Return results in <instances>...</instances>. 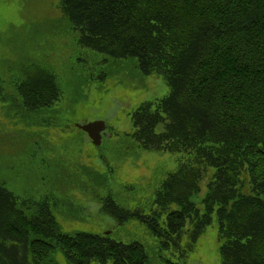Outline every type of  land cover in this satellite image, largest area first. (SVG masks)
<instances>
[{"label": "rangeland", "instance_id": "obj_1", "mask_svg": "<svg viewBox=\"0 0 264 264\" xmlns=\"http://www.w3.org/2000/svg\"><path fill=\"white\" fill-rule=\"evenodd\" d=\"M61 2L0 0V185L24 216L36 218L45 208L56 224L44 257L32 258L30 244L20 245L18 255L34 264H73L61 235L88 233L141 244L145 264H222L224 234L216 209L194 242L196 225L186 223L178 250L128 218L138 210L165 227L176 205L154 214L162 187L193 161L191 153L209 151L205 143L189 151L153 150L134 139V115L146 106L153 111L169 94L165 74L142 73L134 58L115 59L81 46V31L67 20ZM24 94L41 100L31 109ZM95 120L106 124L99 146L77 127ZM161 128L162 123L155 126L158 133ZM203 164L191 163L200 170L197 190L189 196L199 215L206 212L205 196L228 191L220 187L225 166ZM248 167L235 177V196L254 195Z\"/></svg>", "mask_w": 264, "mask_h": 264}, {"label": "trees", "instance_id": "obj_2", "mask_svg": "<svg viewBox=\"0 0 264 264\" xmlns=\"http://www.w3.org/2000/svg\"><path fill=\"white\" fill-rule=\"evenodd\" d=\"M61 7L80 29L81 46L115 59L134 58L142 73L165 74L169 94L153 111L146 106L133 117L137 142L173 153L205 143L209 154L198 149L190 162L225 166L220 187L228 191L205 196L203 215L189 198L200 170L188 162L169 176L158 197L154 214L176 205L165 227L138 210L128 218L178 250L186 223L196 225L194 242L216 209L224 234L222 264H264V0H62ZM24 98L31 109L41 100ZM245 163L254 195L235 196V177ZM14 201L0 185V264H34L18 255L20 245H31L32 258L44 257L56 224L47 209L29 219ZM61 242L73 264H145L137 242L125 245L88 233L62 234Z\"/></svg>", "mask_w": 264, "mask_h": 264}, {"label": "water", "instance_id": "obj_3", "mask_svg": "<svg viewBox=\"0 0 264 264\" xmlns=\"http://www.w3.org/2000/svg\"><path fill=\"white\" fill-rule=\"evenodd\" d=\"M77 127L88 135L93 145H100L101 133L106 130V124L104 121L95 120L82 125L79 124Z\"/></svg>", "mask_w": 264, "mask_h": 264}]
</instances>
